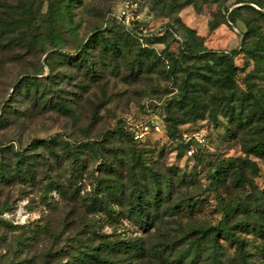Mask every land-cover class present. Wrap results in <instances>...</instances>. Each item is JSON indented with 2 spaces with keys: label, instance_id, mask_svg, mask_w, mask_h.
Returning a JSON list of instances; mask_svg holds the SVG:
<instances>
[{
  "label": "rangeland",
  "instance_id": "1",
  "mask_svg": "<svg viewBox=\"0 0 264 264\" xmlns=\"http://www.w3.org/2000/svg\"><path fill=\"white\" fill-rule=\"evenodd\" d=\"M2 1L16 6L31 2L35 9L34 32H44L48 27L45 13L51 0H0V17L7 10ZM257 1L264 4V0H196L178 12H168L154 0L72 1L70 22L59 30L64 42L60 44L62 50L74 52L76 45L84 43L95 27L103 26L107 15L116 17L126 4L138 19L136 25L139 23L143 28L142 37L167 32L164 42L147 46L144 37L138 40L142 47L151 50V59L139 74L136 67L132 74L130 69L126 70V61L115 59V67L96 64L99 82L92 81L83 71L74 80L63 82L64 95L80 98L73 114L54 107L31 109L30 103L26 105L29 113L25 117L0 127V169L6 160L5 146L17 149L37 139L52 138L71 145L81 141L79 173L69 168V161L63 170L51 172L69 184L68 195L73 194L61 197L52 191L54 206H48L42 199L43 186L50 176L44 170L38 172L33 187L20 180H0V221H3L0 222V264H93L88 263L85 254L93 248L115 258L118 264L191 261V254L187 257L181 254L191 248L190 243L199 235L196 230L217 225L223 217V203L218 195L228 198L232 205L238 204L233 206L231 221L257 223L256 229L239 228L236 234L243 239L249 258L255 264H264V153L254 147L264 135V119L251 123L238 121L237 110L229 111L236 105V100H232L231 106L221 108L216 121L207 109L196 120L179 124L183 137L193 138L206 151L202 163L197 164L188 151H178L177 142L167 134L166 116L168 110L176 109L172 100L178 86H173L172 79L162 72L167 68L164 52L179 51L184 25L194 29L208 49L217 51L239 50L243 43L247 45L257 39L264 32V5ZM233 10L235 19L231 20ZM1 25L0 18V107L13 94L26 71L40 69L47 52L34 40L31 30L4 33ZM235 63L240 67L237 92L250 86L255 95L263 98L264 59L257 61L239 53ZM56 66L57 72L74 70L69 64ZM49 73L44 65L38 76ZM216 102H210L209 107ZM134 150L144 167L134 166ZM38 151L53 163L49 150ZM230 158L239 160L228 167L217 194L208 187L210 173L216 164ZM252 162L257 164L258 172ZM238 167L243 173L241 180H237ZM153 175L158 181L167 180L171 192L161 201L158 211H151L156 214L149 223L142 225L130 210L136 186L133 178L144 185ZM110 178L120 179L124 185L117 191V198L110 200L112 211L106 213L91 202L95 194L102 195L103 184ZM200 193L201 200L192 210L186 205L175 210L164 209L165 201L179 202ZM4 213L7 216L3 217ZM218 240L224 251L219 256L221 264H235L236 245L225 236ZM113 243L115 248L110 246ZM127 243L140 244L143 249H130L124 246ZM210 251L206 243L194 264H207Z\"/></svg>",
  "mask_w": 264,
  "mask_h": 264
},
{
  "label": "trees",
  "instance_id": "2",
  "mask_svg": "<svg viewBox=\"0 0 264 264\" xmlns=\"http://www.w3.org/2000/svg\"><path fill=\"white\" fill-rule=\"evenodd\" d=\"M72 1L51 0L45 13L48 27L44 32H34L35 9L31 2H24L16 6L2 1L7 7L5 16L0 17L2 31L5 33L17 29H23V31L31 30L32 33L34 32V40L47 52L40 69L26 71L16 83L13 94L3 101L0 107V127L2 125L3 127L7 126L10 120L25 117L29 113L27 106L30 103L31 109L43 110L54 107L59 111L73 114L77 106V100L80 98L75 99L64 95L63 82L74 80L81 71L90 77L92 81L99 82L100 77L96 64L101 62L105 66L109 65L110 67L113 64V67H115V59L126 61V70L130 69L132 74L136 67L138 73L146 62L151 59L149 56L151 50L142 47L138 40L144 37L147 46H149V43L156 41L164 42L163 36L167 30L161 36L147 37L146 35L142 37L143 28L139 26V23L133 30H129L117 17L110 13L105 17L103 26L95 27L84 43L79 42L76 45L74 52L62 50L60 44L62 45L64 42L60 39L59 30L63 24L70 22L69 18L71 17L69 16L71 15L70 6ZM194 1L196 0H154V3H160L162 8L167 9L168 12H178ZM257 2L261 5L263 4L262 2ZM235 12L234 10L231 12V20L235 19ZM63 20L64 23L62 22ZM177 21H179V17H177ZM182 27L181 36L183 41L179 51L177 53L168 50L164 52V61L167 62V68H164L162 72L172 79L173 86H178V92L172 100L176 109L171 108L168 110L166 116L167 134L171 140L177 142L176 149L180 152L187 153L190 148L196 147L189 157L193 158L197 164H200L206 156V151L193 138L187 139L183 137V133L181 134L178 129L179 124L196 120L207 109H209L212 119L216 121L221 108L231 106L232 100H236V105H232L229 111L237 110L236 118L238 121L251 123L256 119H264V97L255 95L253 88L250 86L240 93L237 92L236 76L240 67L235 63V57L239 53H243L257 61L264 59V32L251 43L247 45L243 43L239 50L217 51L208 49L203 45L201 37L194 29L185 25ZM176 30L178 31V29ZM23 31L21 32L23 33ZM57 64L72 65L74 70L57 72L59 70L56 66ZM44 65L49 68V75L38 76V74L42 73ZM210 102L216 103L209 107ZM24 105H27L26 109ZM254 147L258 152L264 153V135L257 140ZM39 148L49 150L52 153L53 163L51 160L46 159L44 153L38 151ZM5 151L6 160L1 163L0 180L4 182L20 180L25 182L26 186L33 187L35 186L38 172L44 170L45 175L50 174L46 178L47 183L43 186L42 191V199L45 204L54 206L50 197L51 192L54 190L61 197L73 196V194L68 195V191H70L69 184H65L61 178L51 172L54 169L63 170L67 161H69V168L75 169L74 173H79V166H81V141L71 145L64 140L53 138L49 140L37 139L28 146H20L17 149L5 146ZM139 160L138 154L134 150L132 158L134 166L144 167L145 165ZM238 160L239 158H230L215 165L214 170L210 173L208 185L213 192L219 193V189L229 172L228 167H231ZM252 166L258 172L257 164L252 162ZM237 173V180L243 179V173L240 168ZM133 184L136 186H134V199L130 203V210L136 217L140 218L142 225H147L150 217L156 214H152L151 211H158L161 201L170 196L169 182L163 178L158 181L153 175L150 181L144 185H140V182L133 178ZM122 185H124L122 180L110 178L103 184L102 195H94L91 202L92 205L94 207L98 206L106 213H110L112 211L110 200L117 198L115 195L118 190H121ZM199 195L202 194H198L197 197L184 198L179 202L170 203L165 201L167 205H163L164 209L175 210L186 205L192 210L194 204L201 200ZM218 197L220 202L223 203L222 210H224L220 222L217 225L196 230L199 235L190 243L191 248L183 250V254H181L183 257L191 254V261H173L172 264H194L197 262L195 259L201 252L202 246L206 243L211 247L210 259L207 264H221L222 260H219V256L224 253L223 248L218 244V237L221 236H225L236 245L235 264H255L249 258V253L244 247V241L236 234V230L245 227L256 229L257 223H246L244 220L231 221L233 206H238V204L232 205L228 198L221 195H218ZM8 224L11 225L10 223ZM110 246L115 248L116 243ZM124 246L136 251L143 249L137 243H127ZM95 250L96 248H93L91 251L85 252L89 260L88 263L118 264L115 258L109 255H102ZM78 259L81 261V255L78 256Z\"/></svg>",
  "mask_w": 264,
  "mask_h": 264
},
{
  "label": "built area",
  "instance_id": "3",
  "mask_svg": "<svg viewBox=\"0 0 264 264\" xmlns=\"http://www.w3.org/2000/svg\"><path fill=\"white\" fill-rule=\"evenodd\" d=\"M116 17L129 30H133L135 28L136 21L138 20L137 17L130 12L129 6L127 4L125 5L124 9H122L121 13L119 15H116ZM188 152L189 154H192L194 152V147L190 148ZM2 216L3 217L7 216V213H4Z\"/></svg>",
  "mask_w": 264,
  "mask_h": 264
}]
</instances>
